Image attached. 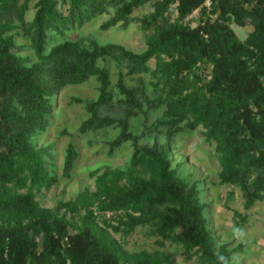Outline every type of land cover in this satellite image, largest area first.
<instances>
[{"label":"trees","instance_id":"obj_1","mask_svg":"<svg viewBox=\"0 0 264 264\" xmlns=\"http://www.w3.org/2000/svg\"><path fill=\"white\" fill-rule=\"evenodd\" d=\"M147 2H153L154 9L142 18L143 27L161 25L140 52L96 38H66L68 31L101 14L110 15L103 28L126 26L135 9ZM175 2L178 15L171 18ZM205 2L0 0V264H173L164 251L129 254L109 230L124 237L146 224L155 226L161 241L171 240L188 257L197 256L198 264H234L242 243L216 247L199 181H184L173 166L171 139L177 132L203 126L226 165L220 180L241 188L247 208L264 198V0H211L209 9ZM31 6L34 12L27 17ZM196 8L203 15L192 26L185 18ZM209 12L217 15L213 18ZM247 21L253 29L241 38L232 22ZM21 38L31 42L36 60L22 53L26 44ZM106 56L125 64L128 73L156 76L154 84L161 87L157 107L165 103L167 109L153 127H167L166 142L142 144L140 135L130 131L131 115L149 111L143 99H150L144 87L129 89L122 76L125 118L101 114L113 107L116 96L111 71L100 64ZM92 76L99 81L100 93L86 101L90 116L79 130L84 134L118 125L121 130L108 143L110 151L132 141V165L108 167L99 174L93 197L79 193L46 207L38 195L60 176L53 145H39L35 137L52 124L59 91ZM78 157V147L69 141L62 175L71 176ZM96 209L115 213L117 222L104 218L101 226ZM75 216L80 222L72 232Z\"/></svg>","mask_w":264,"mask_h":264},{"label":"rangeland","instance_id":"obj_2","mask_svg":"<svg viewBox=\"0 0 264 264\" xmlns=\"http://www.w3.org/2000/svg\"><path fill=\"white\" fill-rule=\"evenodd\" d=\"M208 1L205 5L207 9ZM153 2H147L135 9L132 13L133 20L126 26L117 23L114 26L103 28L102 24L110 17L109 14H101L94 20L86 22L82 26L68 31L67 39L96 38L100 43L116 42L122 43L134 51H142L147 43V37L156 31L160 26L153 25L145 28L142 25V18L153 11ZM196 10V9H195ZM193 10L191 13H193ZM33 6L28 11L27 17L32 16ZM190 13V14H191ZM178 15L177 2L170 8L171 18ZM203 12L196 10L195 15L188 21L195 26L202 17ZM213 18L216 13L209 12ZM234 29L241 38H246L253 29L250 21L244 25L232 22ZM25 42L26 49L23 54L28 55L34 61L37 59L31 42L21 38ZM101 65H106L111 71L112 83L115 85L116 96L113 107L101 111L103 115H113L124 119L127 114L126 93L119 85V78L122 76L125 85L132 91L141 86L144 87L149 101L143 99V106L149 111L140 115H131L130 131L139 134V142L142 144L164 143L167 140L165 125L159 130L154 129L157 119L165 115L167 105L163 103L157 107L161 87L156 86L155 75L152 73L131 74L127 72L125 64L117 62L109 56L100 60ZM151 68H156L157 62L153 58L150 61ZM210 76V75H209ZM99 81L92 76L80 83H71L63 87L55 101L54 116L49 129L37 137L39 145H53L55 153L56 171L59 173V181L49 189H44L38 195L41 203L46 207H55L61 200L67 201L77 197L79 193H86L93 197L92 193L98 187V175L107 171V168H129L132 165L134 145L132 141H126L122 147L113 152L110 151L109 142L115 138L121 130L118 125H110L97 130H90L82 134L79 130L81 123L90 114L86 108V101L96 100L99 96ZM137 110V108L135 107ZM149 125V126H146ZM203 126L187 130L183 133L172 135L171 158L173 166L178 170L182 179L186 182L199 181L202 200L207 203L206 213L209 217V227L216 239V247L224 242H230V246H237L242 243V248L233 255L234 264H264V198L257 199L249 208L245 206V197L241 188L230 182H222L221 174L226 170L225 162L221 153L217 150L215 142H208ZM69 141L76 144L79 150V157L71 176L62 175L66 146ZM98 170L97 173L92 171ZM149 175V172L147 173ZM152 173L150 172V176ZM96 208V205L94 206ZM63 206L61 210H64ZM238 210L246 214H235ZM84 212V210H82ZM96 212L98 210L96 209ZM117 222V216L111 211L98 212V222L104 225L103 219ZM71 231L78 229L80 219L73 217ZM154 225H138L128 235H121V232L109 228L113 234L122 241L124 248L129 254L148 252L157 254V251L166 252L173 261V264H198L197 256L188 257L180 244L171 240L161 241L160 236L154 231Z\"/></svg>","mask_w":264,"mask_h":264},{"label":"built area","instance_id":"obj_3","mask_svg":"<svg viewBox=\"0 0 264 264\" xmlns=\"http://www.w3.org/2000/svg\"><path fill=\"white\" fill-rule=\"evenodd\" d=\"M208 4H210V1H208ZM196 10H199V8H196ZM196 10H195L193 13H191V14H189V15L186 16V18H185V21H186V22H187L191 17H193V16L195 15Z\"/></svg>","mask_w":264,"mask_h":264}]
</instances>
